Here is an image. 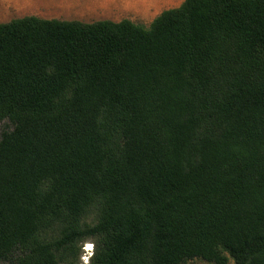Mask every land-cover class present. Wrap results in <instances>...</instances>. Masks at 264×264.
Returning a JSON list of instances; mask_svg holds the SVG:
<instances>
[{
    "label": "trees",
    "instance_id": "1",
    "mask_svg": "<svg viewBox=\"0 0 264 264\" xmlns=\"http://www.w3.org/2000/svg\"><path fill=\"white\" fill-rule=\"evenodd\" d=\"M0 121V264H264V0L0 23Z\"/></svg>",
    "mask_w": 264,
    "mask_h": 264
},
{
    "label": "crops",
    "instance_id": "2",
    "mask_svg": "<svg viewBox=\"0 0 264 264\" xmlns=\"http://www.w3.org/2000/svg\"><path fill=\"white\" fill-rule=\"evenodd\" d=\"M55 1L52 6L44 4H28L36 7L48 8V12L45 16L42 12L33 13L28 16H35L38 18L46 19H57L64 21H80L85 22L83 19L86 17L93 18L97 15H111V18H106L103 20H109L112 22H120L124 19H128L135 23L138 19L149 20L147 22L141 21L144 24L151 22L163 11L171 8L179 7L184 0H53ZM8 5H27L26 3H21L19 0H7ZM48 4V3H46ZM72 11L71 13L68 11ZM108 11V12H107ZM126 15H133V18H121L123 13ZM71 14L75 17L71 18ZM48 15V16H47ZM113 15H121L115 16ZM140 16V18H136ZM121 18V19H120ZM151 18V19H150ZM50 20V19H49ZM102 21V20H99ZM86 23V22H85Z\"/></svg>",
    "mask_w": 264,
    "mask_h": 264
},
{
    "label": "rangeland",
    "instance_id": "3",
    "mask_svg": "<svg viewBox=\"0 0 264 264\" xmlns=\"http://www.w3.org/2000/svg\"><path fill=\"white\" fill-rule=\"evenodd\" d=\"M21 3H26L27 5H17V4H11V5H8L6 2L7 0H0V23H8L14 19H19V18H22V17H25V16H28V15H31L33 13L37 14V12H42L45 14H47L48 12V8H44V7H36V6H32V5H28V4H44V5H48V6H52V4L55 2L53 0H19ZM48 3V4H46ZM47 10V12H46ZM68 12H72L71 10L68 11ZM108 12V11H107ZM123 13V12H121ZM48 16V15H47ZM115 16H121V15H113V18ZM71 18H74L76 19L75 15L73 16L71 14L70 16ZM134 16L133 15H126L125 12L123 13V16L121 18H133ZM106 18H111V15H97V16H94L93 18H89V17H86V19L84 18L83 20L86 22V23H93V22H96V21H99V20H103V19H106ZM120 18V19H121ZM136 18H140V16H137ZM46 19H51V18H46ZM151 19V18H150ZM138 20H142V19H138ZM135 21V23L137 24H143L141 21ZM144 22H147L145 20H142ZM84 22V23H85ZM144 26L148 27V23L147 24H144ZM6 129H12V127L10 126V124L7 122V121H0V135L2 133V131L6 130ZM91 246V247H89ZM88 247V248H87ZM84 249H87L89 250V252H85ZM92 251V252H91ZM83 254L81 256V264H83V258L88 255L91 256L92 253H93V245L88 242L87 244L83 245ZM184 264H209V263H206L202 260H199V259H194V260H191V261H187L186 263ZM228 264H233L232 261H229Z\"/></svg>",
    "mask_w": 264,
    "mask_h": 264
},
{
    "label": "built area",
    "instance_id": "4",
    "mask_svg": "<svg viewBox=\"0 0 264 264\" xmlns=\"http://www.w3.org/2000/svg\"><path fill=\"white\" fill-rule=\"evenodd\" d=\"M88 248V247H87ZM83 264H89V259L88 257H84L83 259Z\"/></svg>",
    "mask_w": 264,
    "mask_h": 264
},
{
    "label": "clouds",
    "instance_id": "5",
    "mask_svg": "<svg viewBox=\"0 0 264 264\" xmlns=\"http://www.w3.org/2000/svg\"><path fill=\"white\" fill-rule=\"evenodd\" d=\"M85 250V252L87 253V252H89V250H87V249H84ZM92 252V251H91ZM85 257H88V255H86ZM90 257V256H89ZM89 257H88V259H89Z\"/></svg>",
    "mask_w": 264,
    "mask_h": 264
},
{
    "label": "snow or ice",
    "instance_id": "6",
    "mask_svg": "<svg viewBox=\"0 0 264 264\" xmlns=\"http://www.w3.org/2000/svg\"><path fill=\"white\" fill-rule=\"evenodd\" d=\"M89 247H91V246H89Z\"/></svg>",
    "mask_w": 264,
    "mask_h": 264
}]
</instances>
